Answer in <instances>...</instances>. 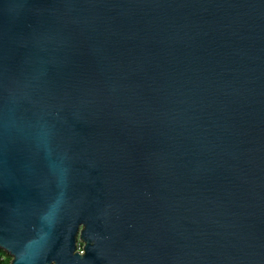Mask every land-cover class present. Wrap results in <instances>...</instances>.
<instances>
[{"label":"water","instance_id":"1","mask_svg":"<svg viewBox=\"0 0 264 264\" xmlns=\"http://www.w3.org/2000/svg\"><path fill=\"white\" fill-rule=\"evenodd\" d=\"M0 249L264 264V0H0Z\"/></svg>","mask_w":264,"mask_h":264},{"label":"built area","instance_id":"2","mask_svg":"<svg viewBox=\"0 0 264 264\" xmlns=\"http://www.w3.org/2000/svg\"><path fill=\"white\" fill-rule=\"evenodd\" d=\"M78 250L83 252V244L78 243ZM7 255L5 253H0V264H3L6 260Z\"/></svg>","mask_w":264,"mask_h":264},{"label":"trees","instance_id":"3","mask_svg":"<svg viewBox=\"0 0 264 264\" xmlns=\"http://www.w3.org/2000/svg\"><path fill=\"white\" fill-rule=\"evenodd\" d=\"M11 260H12V257L11 256H7L6 260H5V262L3 264H10Z\"/></svg>","mask_w":264,"mask_h":264},{"label":"rangeland","instance_id":"4","mask_svg":"<svg viewBox=\"0 0 264 264\" xmlns=\"http://www.w3.org/2000/svg\"><path fill=\"white\" fill-rule=\"evenodd\" d=\"M0 253H5L7 256H9V255L7 254V252L4 251V250H2V249H0Z\"/></svg>","mask_w":264,"mask_h":264}]
</instances>
